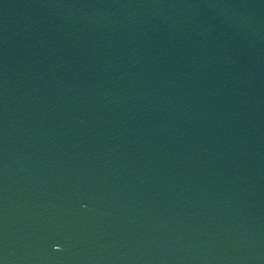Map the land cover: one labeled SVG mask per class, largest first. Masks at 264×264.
Wrapping results in <instances>:
<instances>
[{
	"label": "water",
	"instance_id": "1",
	"mask_svg": "<svg viewBox=\"0 0 264 264\" xmlns=\"http://www.w3.org/2000/svg\"><path fill=\"white\" fill-rule=\"evenodd\" d=\"M0 264H264V0H0Z\"/></svg>",
	"mask_w": 264,
	"mask_h": 264
}]
</instances>
